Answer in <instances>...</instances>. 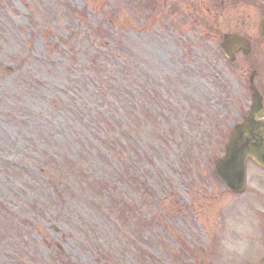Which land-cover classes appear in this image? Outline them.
<instances>
[{"label":"rangeland","instance_id":"obj_1","mask_svg":"<svg viewBox=\"0 0 264 264\" xmlns=\"http://www.w3.org/2000/svg\"><path fill=\"white\" fill-rule=\"evenodd\" d=\"M148 1L154 8L135 12L134 0H0V264H251L261 253L264 182L254 165L237 194L210 173L251 104L253 68L264 84V0ZM102 19L118 30L121 61L193 113L181 138L146 128L158 120L137 115L147 99L136 73L104 100L85 85L89 24ZM226 32L251 40L248 55H222ZM103 118L121 135L119 156L98 134ZM98 186L120 200H100ZM123 201L118 216L111 207ZM247 231L256 236L246 244Z\"/></svg>","mask_w":264,"mask_h":264},{"label":"trees","instance_id":"obj_2","mask_svg":"<svg viewBox=\"0 0 264 264\" xmlns=\"http://www.w3.org/2000/svg\"><path fill=\"white\" fill-rule=\"evenodd\" d=\"M134 2L137 3V1ZM147 5L151 6L148 0H144L143 2H141L140 7L147 8ZM142 10L146 11V9ZM113 23L114 22L111 20L105 21L102 19L95 22L94 24H89V33L87 36L91 42L90 47L92 51H90L91 53H89L88 61L84 64L85 73L83 74V77L85 78V85L89 86L90 84V92L92 91V93H94V96L100 97L104 100L109 96L110 93L115 94L116 87L119 88L121 79L126 77L130 78L131 75L136 73L138 75V80H140L138 87L142 92V96L146 97L147 99L143 100V103L140 106V110L145 112V118L153 116L158 119V121H155V126L149 125L146 128H149L151 132H155V135H158L159 137H165V134H167L168 132L157 125V123H159V120H161L163 123V118L166 115V110L171 107V105H168L166 100L162 99L161 93L158 92L159 89H157V84L152 79H150L147 73L140 70L135 71V68L132 69L131 66H128V64H124L121 61L120 54L122 49V42L120 36L118 35V30L115 28ZM71 64L72 66H81L80 62L78 61ZM116 83H118L117 86ZM112 98L113 97H110L108 102L110 101V99L112 100ZM153 103L159 107H157V114L155 112L154 114L150 112V109L154 110V107H151ZM114 108L115 109H112L110 107L106 111L110 109L108 113L113 116L118 112L117 108ZM171 112H178L180 114V122H178L177 125L171 124L172 128L175 131V134L176 132L180 134L191 122V111L186 106H183L181 108L172 106ZM101 113L102 112H99L98 115H100ZM96 122L98 123V128H101L102 130L98 134L107 142V150H109V154L111 156H116L118 154L119 156L121 146H119V144L122 140L121 135L118 136L116 132H113L115 131V128H113L114 126H111L110 121H105V118L100 120L97 119ZM123 150L124 146H121V151L123 152ZM124 168L125 167L123 165L120 166L119 174L124 172ZM98 188L100 190L97 191L99 193L98 198L100 200L102 199L106 201L107 199L109 203L115 200V202L119 201V194L113 193L108 186L105 187L106 190L104 193L101 186H98ZM103 204L100 203L101 207L104 206ZM123 210L124 206H121L120 204L117 205V209H112L111 207V211L115 212L118 216L121 212H123ZM63 259L64 264H67V258Z\"/></svg>","mask_w":264,"mask_h":264},{"label":"water","instance_id":"obj_3","mask_svg":"<svg viewBox=\"0 0 264 264\" xmlns=\"http://www.w3.org/2000/svg\"><path fill=\"white\" fill-rule=\"evenodd\" d=\"M260 37L264 39V10L259 25ZM220 47L229 59L234 58V52L250 50V42L237 34H224ZM253 103L248 115L242 122L236 124L228 136L224 155L216 162L214 174L232 191L244 189V161L251 157L264 168V111L261 97L252 83ZM259 264H264V258Z\"/></svg>","mask_w":264,"mask_h":264},{"label":"flooded vegetation","instance_id":"obj_4","mask_svg":"<svg viewBox=\"0 0 264 264\" xmlns=\"http://www.w3.org/2000/svg\"><path fill=\"white\" fill-rule=\"evenodd\" d=\"M259 91L262 94L263 102H264V84L262 87H259ZM263 224H264V219L259 221V225H263ZM251 238H253V237H251ZM251 238H250V236H245L244 240L248 242V240ZM247 242H246V244H247ZM246 248L247 247L244 248V252H245Z\"/></svg>","mask_w":264,"mask_h":264}]
</instances>
